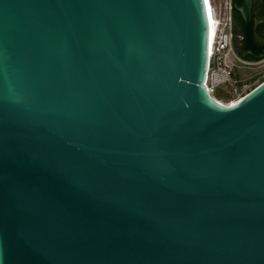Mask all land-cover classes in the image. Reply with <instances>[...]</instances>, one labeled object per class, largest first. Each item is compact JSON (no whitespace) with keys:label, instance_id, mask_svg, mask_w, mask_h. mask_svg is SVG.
<instances>
[{"label":"water","instance_id":"95a60500","mask_svg":"<svg viewBox=\"0 0 264 264\" xmlns=\"http://www.w3.org/2000/svg\"><path fill=\"white\" fill-rule=\"evenodd\" d=\"M209 39L207 0H0V264H264V81L210 97Z\"/></svg>","mask_w":264,"mask_h":264},{"label":"built area","instance_id":"2783aa9c","mask_svg":"<svg viewBox=\"0 0 264 264\" xmlns=\"http://www.w3.org/2000/svg\"><path fill=\"white\" fill-rule=\"evenodd\" d=\"M213 20L216 24L212 43L209 42L208 70L204 83L208 95L218 102L216 93L221 91L228 98L225 105L239 99L246 92L245 85L240 84L237 69H246L253 65L264 63L242 58L235 49L233 12L234 0H209Z\"/></svg>","mask_w":264,"mask_h":264},{"label":"flooded vegetation","instance_id":"af4514ba","mask_svg":"<svg viewBox=\"0 0 264 264\" xmlns=\"http://www.w3.org/2000/svg\"><path fill=\"white\" fill-rule=\"evenodd\" d=\"M243 21L237 12H233V29H234V47L241 56L245 46L243 36ZM251 35L252 42L258 47H264V0H252L251 4ZM264 55V51L262 52ZM246 60L251 57L244 58Z\"/></svg>","mask_w":264,"mask_h":264},{"label":"rangeland","instance_id":"374dc122","mask_svg":"<svg viewBox=\"0 0 264 264\" xmlns=\"http://www.w3.org/2000/svg\"><path fill=\"white\" fill-rule=\"evenodd\" d=\"M236 74L240 84L245 85L243 90L248 93L264 81V63L256 64L246 69H237ZM215 96L221 103L228 102V98L221 91H218Z\"/></svg>","mask_w":264,"mask_h":264},{"label":"bare ground","instance_id":"6f19581e","mask_svg":"<svg viewBox=\"0 0 264 264\" xmlns=\"http://www.w3.org/2000/svg\"><path fill=\"white\" fill-rule=\"evenodd\" d=\"M207 3H208V6H209V0H207ZM210 11H211V7L209 6V12ZM215 26H216V24H215V22L213 20L212 13L210 12V39H209L210 43H212L213 35H214V32H215Z\"/></svg>","mask_w":264,"mask_h":264},{"label":"trees","instance_id":"16d2710c","mask_svg":"<svg viewBox=\"0 0 264 264\" xmlns=\"http://www.w3.org/2000/svg\"><path fill=\"white\" fill-rule=\"evenodd\" d=\"M250 61H254V59H250Z\"/></svg>","mask_w":264,"mask_h":264}]
</instances>
